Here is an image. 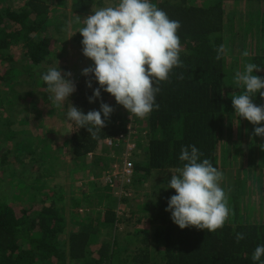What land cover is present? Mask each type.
I'll list each match as a JSON object with an SVG mask.
<instances>
[{
	"label": "trees",
	"instance_id": "obj_1",
	"mask_svg": "<svg viewBox=\"0 0 264 264\" xmlns=\"http://www.w3.org/2000/svg\"><path fill=\"white\" fill-rule=\"evenodd\" d=\"M108 1L0 0V264H253L255 247L264 244V138L254 136V126L234 114L231 98L243 92L234 75L245 64L258 65L260 71L254 74L264 77V0H151L181 24L177 35L183 66L173 68L168 80L159 84V107L144 119L128 120V112L101 91L103 101L114 108L102 131L93 138L74 124L69 138V171L99 178L110 167L91 169L98 159L88 162V156L109 149L102 141L126 133L131 122L142 136L130 157L134 174L126 192L142 188L152 174L182 167L178 156L188 145H195L201 159L218 170L229 163L242 167L245 181L236 178L229 188L223 186L229 216L222 228L209 233L175 225L165 211L175 192L167 184L162 187L165 180L153 206L152 230L143 238L135 232V242L129 241L121 257L114 234L122 223L118 205L126 208L128 198L117 183L106 184L104 175L99 182L79 178L76 186L70 176L67 192L41 179V170L52 168L57 160L55 154L46 139L17 128L31 125L25 116L29 111L37 117L33 124L43 125L38 103L47 116L56 113L41 75L61 67L59 52H66L63 43L69 29L82 53V20ZM110 2L114 6L118 0ZM241 3L244 11L239 12L235 6ZM234 19L242 22L237 31ZM221 46L224 51L216 59ZM86 80L92 81V88L86 87ZM75 86L72 105L84 111L99 85L81 75ZM253 99L264 104L259 94ZM233 136L241 141H230ZM244 193L258 195L259 206L252 207L249 196L243 204ZM237 233L245 238L237 242Z\"/></svg>",
	"mask_w": 264,
	"mask_h": 264
},
{
	"label": "clouds",
	"instance_id": "obj_2",
	"mask_svg": "<svg viewBox=\"0 0 264 264\" xmlns=\"http://www.w3.org/2000/svg\"><path fill=\"white\" fill-rule=\"evenodd\" d=\"M82 23L78 30L82 55L92 65L82 69L81 75L93 77L99 85L87 98L89 104L100 101L99 110L84 113L69 102L68 98L76 91L71 72H62L59 66L50 67L41 79L55 106L67 104L66 120L95 138L114 112L103 101L101 91L110 94L130 119H144L159 107L156 103L159 84L168 80L173 68L183 66L177 35L181 24L170 19L151 0H118L114 6L92 11ZM223 51L221 46L216 59H220ZM254 70L259 72V66L247 63L243 71L235 72L234 81L243 92L233 96L231 102L234 114L254 126L252 134L264 138V104L257 105L253 99L257 94L264 99V77L255 75ZM85 83L92 88L91 80ZM201 156L195 145L181 148L178 159L183 166L171 172L166 187L175 194L168 198L165 211L180 229L194 227L211 233L224 226L229 208L227 194L221 187L223 173ZM244 238V234H236L237 242ZM262 257L264 244H259L251 260L253 264H264Z\"/></svg>",
	"mask_w": 264,
	"mask_h": 264
},
{
	"label": "rangeland",
	"instance_id": "obj_3",
	"mask_svg": "<svg viewBox=\"0 0 264 264\" xmlns=\"http://www.w3.org/2000/svg\"><path fill=\"white\" fill-rule=\"evenodd\" d=\"M22 2L23 0H7V2L14 3V2ZM111 0L107 2L108 6H111ZM243 4L236 5L235 7L239 10L244 11ZM235 31H237L241 26L242 22L238 19L233 20ZM70 29L67 33V40L65 43H63V48L65 49V53L61 54V58L59 59V62L61 64V70L62 72H71L70 79L73 80V82L76 84L80 80L81 76V70L87 67H90L92 65L91 63H83L82 60H77L79 58L82 59L84 57L82 53L79 51L77 45L72 42V36H71ZM241 35L237 36V38H240ZM63 51V50H62ZM56 54H58L56 52ZM235 53L233 50H231V56H234ZM87 59V58H86ZM73 95V94H72ZM71 95V96H72ZM70 96V97H71ZM68 98L69 102L72 104L71 99ZM57 109L55 110L56 113L52 115L53 117L47 116V111L45 107L42 106V104L38 103L39 112L42 114L41 120L43 121V125H34L33 121L37 122L36 114L33 112H26L25 116L27 117L28 124L25 127H19L17 130L21 131H29L30 135L41 137L42 139H46V142L50 144V149L54 152L55 157L57 160L53 161V167L47 168L44 167L41 172L40 176L42 180H45L48 182V185L50 187L52 186H58L61 189H65L67 192L70 189L71 177L74 176L75 185H79V178H84L86 181H101L103 176L107 174L110 170L113 169V160L110 159V151L107 149L99 148L95 153L90 154L88 156L87 161H95V158L98 159V162H95L96 164L91 165V169H102L103 167H106L107 165L110 167L109 170L105 171V169L101 172V177L94 178L91 175H83V174H77V172H70V163L72 160V154H71V144H70V135L73 130L74 123L66 120V111H67V104L65 103L63 106L57 107L53 105ZM99 110V104L92 103L90 104L87 109H85L83 112L87 113L90 110ZM22 117V115H21ZM140 127V125H138ZM145 135V132H143ZM133 136L136 137V143L138 138H140L142 135L137 131L136 134H133ZM247 136V134H246ZM264 140V139H263ZM230 141H233L235 144H238L239 141H241L240 137L235 138L233 136V139ZM102 147V146H100ZM137 152V151H136ZM140 153V152H139ZM138 153V154H139ZM137 154V155H138ZM140 159V158H138ZM139 161V160H138ZM242 168V167H241ZM239 168V166L235 164H226L224 167L220 166L219 170L223 173V180L221 182V187L229 188L230 185H232V182H236V178L242 179L244 170ZM172 171H164L157 173L156 175L152 174L147 179H145V182L142 184V188H139L137 190L131 189L127 191L123 196L127 197L128 202L126 204V208L123 204L118 205V214L121 216V224L119 225V228L115 232V244L117 245L119 255L121 257H124L127 254V244L129 241H132L131 243L135 242V238H133V234L135 232H139V236L143 238L144 234L150 232L153 228V220L156 217V212L153 210V206L156 205V201L160 196L159 193V187H161V183L165 180H169L171 177ZM245 179V178H244ZM242 179V180H244ZM103 181V180H102ZM166 183L162 186L164 187ZM245 181V180H244ZM243 181V182H244ZM95 183V182H94ZM228 183V186H227ZM100 184V183H99ZM245 186H249V182H245ZM157 188V189H155ZM245 188V189H246ZM254 189V187H253ZM153 194V191L157 192ZM255 190V189H254ZM229 191V190H228ZM264 191V190H263ZM250 197V203L252 207H255V205L259 206V200L258 195H249L247 193H244L241 195V201L244 204L245 199L247 197ZM261 205V203H260ZM254 210L252 209V212ZM264 214V211H263ZM104 233V232H103ZM130 235V239L128 236Z\"/></svg>",
	"mask_w": 264,
	"mask_h": 264
},
{
	"label": "built area",
	"instance_id": "obj_4",
	"mask_svg": "<svg viewBox=\"0 0 264 264\" xmlns=\"http://www.w3.org/2000/svg\"><path fill=\"white\" fill-rule=\"evenodd\" d=\"M131 119L128 116V120ZM136 132L137 129L131 127V122H129L126 133L103 141V145L111 151L110 159L113 160V169L104 176L103 181L106 184L117 183L121 195L126 193L124 188L130 184L134 174V167L130 157L136 150V137L133 136Z\"/></svg>",
	"mask_w": 264,
	"mask_h": 264
}]
</instances>
